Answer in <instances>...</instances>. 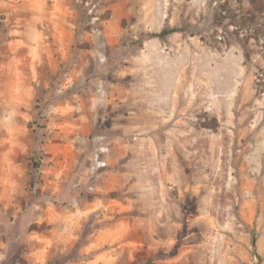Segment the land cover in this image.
<instances>
[{
	"label": "rangeland",
	"instance_id": "1",
	"mask_svg": "<svg viewBox=\"0 0 264 264\" xmlns=\"http://www.w3.org/2000/svg\"><path fill=\"white\" fill-rule=\"evenodd\" d=\"M0 264H264V0H0Z\"/></svg>",
	"mask_w": 264,
	"mask_h": 264
},
{
	"label": "trees",
	"instance_id": "2",
	"mask_svg": "<svg viewBox=\"0 0 264 264\" xmlns=\"http://www.w3.org/2000/svg\"><path fill=\"white\" fill-rule=\"evenodd\" d=\"M222 13V12H221ZM178 31V28L176 27H172V28H164L162 29L160 32H152V33H149L148 36L149 37H160V38H165L166 36L170 35L171 33H174ZM35 182L34 181H31V187L32 189L35 188Z\"/></svg>",
	"mask_w": 264,
	"mask_h": 264
},
{
	"label": "built area",
	"instance_id": "3",
	"mask_svg": "<svg viewBox=\"0 0 264 264\" xmlns=\"http://www.w3.org/2000/svg\"><path fill=\"white\" fill-rule=\"evenodd\" d=\"M107 147L106 146H102L99 149V152L96 153L95 155V164L93 165L94 169H97L101 166H105L107 164V161L105 159H100V155L102 153H104V151H106Z\"/></svg>",
	"mask_w": 264,
	"mask_h": 264
}]
</instances>
